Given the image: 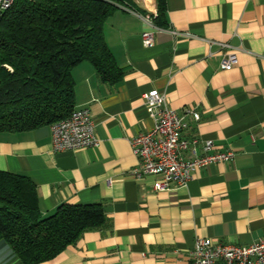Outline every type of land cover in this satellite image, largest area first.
Returning a JSON list of instances; mask_svg holds the SVG:
<instances>
[{
    "label": "crops",
    "instance_id": "obj_1",
    "mask_svg": "<svg viewBox=\"0 0 264 264\" xmlns=\"http://www.w3.org/2000/svg\"><path fill=\"white\" fill-rule=\"evenodd\" d=\"M164 1L150 46L141 33L144 16L157 15L155 0H131L105 21L119 82L102 81L87 61L71 70L74 108L90 109L96 147L53 152L49 126L0 132V170L32 180L42 216L61 204L99 203L108 218L40 264H191L197 237L238 245L264 239V0ZM230 50L238 63L222 70ZM152 89L185 115L183 137L199 140L197 155L201 141L212 140V152L234 156L165 191L153 189L157 177L136 176L130 143L153 127L143 99ZM0 264H20L6 243Z\"/></svg>",
    "mask_w": 264,
    "mask_h": 264
},
{
    "label": "trees",
    "instance_id": "obj_2",
    "mask_svg": "<svg viewBox=\"0 0 264 264\" xmlns=\"http://www.w3.org/2000/svg\"><path fill=\"white\" fill-rule=\"evenodd\" d=\"M131 0H14L0 17V132L50 126L74 108L71 70L93 65L110 84L122 78L103 33L104 23ZM155 24L165 1L155 0ZM108 222L99 203L61 204L42 216L35 184L0 170V243L20 264H40Z\"/></svg>",
    "mask_w": 264,
    "mask_h": 264
},
{
    "label": "built area",
    "instance_id": "obj_3",
    "mask_svg": "<svg viewBox=\"0 0 264 264\" xmlns=\"http://www.w3.org/2000/svg\"><path fill=\"white\" fill-rule=\"evenodd\" d=\"M14 0H0V17ZM125 7V6H124ZM126 8V7H125ZM132 13L138 14L129 7ZM155 15L144 16L148 29L141 33L143 46L155 43ZM176 34V32H174ZM227 47L228 44L221 43ZM238 63L237 52L230 50L221 56L220 68L230 70ZM153 118V127L131 140V149L138 163L133 173L138 176L157 177L152 187L156 191L169 190L174 186H185L192 174L211 163L228 161L232 151L212 152V140L201 141L202 154L197 155L195 145L198 139L187 140L183 132L187 126L185 115H179L170 108L164 92L152 89L143 94ZM196 120L197 112L185 110ZM53 152L96 147L99 141L94 132V121L88 107L75 108L71 114L50 126ZM191 152L192 157L185 154ZM191 264H264V239L250 245L224 244L208 237H197L189 253Z\"/></svg>",
    "mask_w": 264,
    "mask_h": 264
}]
</instances>
